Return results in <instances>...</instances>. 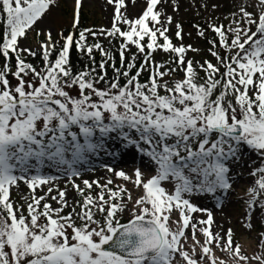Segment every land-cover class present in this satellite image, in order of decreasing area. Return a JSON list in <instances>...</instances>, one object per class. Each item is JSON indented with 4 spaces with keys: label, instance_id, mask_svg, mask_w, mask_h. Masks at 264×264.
<instances>
[{
    "label": "snow or ice",
    "instance_id": "obj_1",
    "mask_svg": "<svg viewBox=\"0 0 264 264\" xmlns=\"http://www.w3.org/2000/svg\"><path fill=\"white\" fill-rule=\"evenodd\" d=\"M107 3L114 4L113 24L99 35L121 40L118 60L101 43L87 42L86 33L98 35L92 29L78 37L61 32L59 40L50 30L36 31L59 0H0V264H216L214 249L225 246L247 262L239 257L233 230L214 233L211 211L194 221L192 214L206 210L186 197L227 199L232 165L254 153L261 163L250 173L258 178L248 190L245 226L251 230L253 216L264 212V0L234 4L226 25L212 22L215 16L206 26L193 25L201 38L214 34L207 51L215 63L188 58L200 49L183 44L182 23L157 10L161 0H146L135 19L122 11L125 0ZM171 6L179 12L178 3ZM82 7V0H74L73 29ZM201 7L211 16L221 5L204 0ZM173 25L179 45L169 35ZM32 33L43 37L35 50L23 44ZM73 49L87 57L82 70L74 69ZM158 52L172 59L158 63ZM27 57L39 58L43 66ZM177 72L182 77L173 79ZM125 152L147 158L154 174L148 178L136 168L133 178L111 162L102 166L140 189L139 198L122 185L114 190L111 178L104 183L83 178L95 170L93 158L115 160ZM61 177L65 187L54 188ZM165 182L175 185L174 192ZM20 183L31 190L27 215L10 200V190ZM69 184L80 197L75 204L67 199ZM66 208L71 211L64 215ZM260 236L264 247V233ZM253 260L264 264V255Z\"/></svg>",
    "mask_w": 264,
    "mask_h": 264
},
{
    "label": "rangeland",
    "instance_id": "obj_2",
    "mask_svg": "<svg viewBox=\"0 0 264 264\" xmlns=\"http://www.w3.org/2000/svg\"><path fill=\"white\" fill-rule=\"evenodd\" d=\"M212 2H217L221 5L220 9L213 13L211 16L208 11H205L201 5L204 3V0H168V9L164 11L166 15H173L175 17V20L177 22L182 23L183 27V44L185 45H192L195 48L200 49V53L198 55L193 54L191 52L188 53V58L194 59V60H212L214 63V58L210 56L208 53V48L210 47L207 38H201L197 35L195 30L192 27V23H200V22H208L209 20L212 19V16H215L216 19L212 22L214 23H223L227 24L228 21L224 19V17L228 14L229 11H235L234 4H239L241 0H209V3ZM251 2V0H250ZM83 7L81 10V16H80V22L79 24H82L84 20H87L88 26L93 28L98 35L100 29H105V30H110L113 24V17H114V4H109L111 6V14L105 15L99 12L96 8H93L90 6L89 2H84L82 0ZM162 3V1H161ZM173 3H178L179 4V12L174 13L172 11V4ZM108 4V3H107ZM125 9H122L123 12H125V15L128 16L129 19H135L139 18L140 15H142L143 11L141 14L138 12L135 15L130 14L131 7L129 6V3H126ZM163 8V7H162ZM159 10V9H158ZM161 11V10H159ZM140 12V11H139ZM139 14V16H138ZM56 16L60 17V21L58 24V27H56L52 22H50V17ZM138 16V17H137ZM75 17L74 13V0H59V6L55 7L52 9L51 14L48 15L42 23H40L36 27V31H51L52 35L55 39L59 40V33H64L67 35V33L71 30H74L72 28V23ZM163 19V17H162ZM45 22H48V26H45ZM51 24V25H50ZM123 28H127V25H124ZM175 31L174 25L171 26V30L169 35L172 37L173 42L177 45L181 43V41L177 40L175 36L173 35ZM191 33V35H189ZM104 43L105 46L111 47L112 46V40L104 35H99ZM43 39V37H36L35 33H32L29 38L26 41H23V44L25 47H32L34 50L37 46V43L39 40ZM59 46V45H57ZM132 49H135L134 47ZM172 59L171 54L163 53V52H158L155 54V60L158 63H163L166 61H169ZM202 75H204L203 72H200ZM183 75L182 72H177V74L174 75L173 79H179ZM14 82V81H13ZM107 156L101 155L99 159H96L93 164L96 166L94 171L91 172H84L83 173V178L89 179V180H96L99 179L101 183H104L107 179H113L114 183L110 187H112L114 190L117 189V186H124L131 192L132 196L134 198H139L141 195H143L142 191L140 189H137L134 184L131 182H125L117 177H114L112 173H108L106 169L102 166L104 162L102 159L106 158ZM134 159H137L135 161ZM261 161L259 158L254 154V153H245L243 154L240 162L238 164L234 163L232 165V171H231V176H232V183H233V189L230 192V194L227 195V199H223L222 197H214L211 194L205 195V194H200V193H193L191 196H188L186 198L190 199V202L193 203L195 206L200 207L201 209L206 210L207 214V209L203 206V204L207 208H211L214 205L213 209V216L215 218L218 217V219H222L224 222V227L222 231L224 234L227 232L229 228L233 230V239L236 237L242 245H250L253 246L255 245L256 241L254 237L258 235V231L254 230L251 232V237L246 238V235L244 234V230H241V227L237 226L236 219L239 218V216L244 212L246 208V203L242 201L241 199H248L250 197L248 190L250 188V184L246 182H242V178H249L251 179L252 184L254 185L255 179L258 177H253L250 173L253 171V169L257 168L260 166ZM113 167L115 168L116 171H125L128 175L132 176L134 178V171L136 168H141L142 171H144L145 176L150 178L151 175L154 174L153 169L151 166H147V158H141L139 154L135 153V158H129L125 159L122 161H116V163H112ZM47 173H50L52 175H57V173L53 172L50 169L45 170ZM79 182V180L77 181ZM66 184V179L64 177H61L60 179H57L56 181L53 182V187H59L63 189ZM162 186H164L170 193L174 192L175 190V185L172 182H165ZM68 196L67 199L70 204H75L76 201L80 200V197H78L75 193L74 190L71 189V185H68ZM47 192V187L41 190H37V193L39 195H44ZM53 195H56V192L52 193ZM217 199H223L222 207H217ZM10 200L16 204V205H23V211L25 215H27V203L31 202V190L27 188L26 185L23 183H20L19 187H13L10 190ZM240 201L239 205H235L233 201ZM47 202L51 203L52 206L58 207L59 205L55 202L49 199ZM232 203V211L229 212L225 209L226 203ZM236 207L238 208V213L235 210ZM220 208V210H219ZM80 209L77 207L76 211L78 212ZM69 211H71V208H66L64 210V215H66ZM218 211H224V213H217ZM203 212V211H201ZM229 212V213H227ZM178 220H179V214L178 212H174L173 214ZM127 215H124L122 217V222L127 221ZM41 222H44L43 219ZM77 223H80L79 220H77ZM230 224V227L227 226V224ZM228 227V228H227ZM257 227L260 229L264 228V221H260L257 223ZM190 233L189 231H186V235ZM191 234V233H190ZM188 236V235H187ZM189 237V236H188ZM188 241H192L191 237H189ZM224 254H226V250L223 251ZM206 264V262H205ZM216 264H220L219 262L216 261Z\"/></svg>",
    "mask_w": 264,
    "mask_h": 264
},
{
    "label": "bare ground",
    "instance_id": "obj_3",
    "mask_svg": "<svg viewBox=\"0 0 264 264\" xmlns=\"http://www.w3.org/2000/svg\"><path fill=\"white\" fill-rule=\"evenodd\" d=\"M161 1H162V3L157 6V10L159 9V10L164 12L169 7L168 0H161ZM84 2H89L91 7L96 8L102 14H105V15H108V16L111 14V6L109 4H107V0H84ZM125 2L129 3L128 7H131V10H130L131 11L130 12L131 15H135L137 12L139 14H141V12L143 10H145V8H146V0H125ZM139 14H138V16H139ZM49 19H50V22H52V24H54L56 27H58V24H59V21H60V17H56V16L52 17L51 16ZM48 24H49L48 22H45V26H48ZM131 157L135 158V153L134 152H125L122 156L117 157L115 160H111V158H109V157L103 158L102 160L104 162H111V163L115 162L116 163V161H122V160H125V159H129ZM95 160L96 159H93L92 162H94ZM134 160L137 161V159H134ZM241 181L249 183L250 187L253 186V184L251 182V179H249V178H242ZM250 198L251 197H248V199H246V200H244V199H241V200L246 203V201L249 200ZM239 202L236 201V200L233 201V203L235 205H237V206L239 205ZM203 206L208 211L213 212L214 205L211 208H207V205L205 206L204 204H203ZM231 207H232V203H230V202L226 203L225 209L227 211L231 212L232 211ZM219 210H220V208H219ZM235 210L238 213V208L237 207H236ZM245 210H246V208H245ZM245 210L239 216V218L236 219V223H237L238 227H241V230L242 229L244 230L243 232L246 235V238H250L251 237V232L254 231V230H257L258 231V235H256L254 237L256 243H255V245L253 244V246H250V245L245 246V245H242L240 243V241L236 237L233 239L234 244H238L239 245V249H238L239 257H247L248 258L247 262H245L243 259L237 258V250H235V249H233L231 247L225 246L226 254H224V252L222 250H220V249H214V253L216 255V261L219 262L220 264H257V262L255 260H253V257L256 256V255H264V247L261 246V236H260L261 233H264V228L260 229V228L257 227V223L258 222L264 221V212H257L253 216V218H252L253 227H252L251 230H249L245 226V222L243 220V217H244V214H245ZM229 212H227V213H229ZM217 213L218 214L219 213H224V211H222V212L218 211ZM192 215L194 217V221L207 219V214H206L205 211L199 212V213H194ZM173 219L178 220L174 215H173ZM227 226L230 227V224L228 223ZM201 227H204V226L197 224V229H199ZM223 227H224L223 220L222 219H218V217L215 218V216H213V225H212L213 232L217 233V234H224V232L222 231ZM186 231H189L191 233V234L190 233L187 234L189 237H191V235H192L191 227H189V229L186 230ZM197 239L201 243H203V241H204V237H203V235H201L199 233V231H197ZM191 247H192V241H188L186 248L190 249ZM197 252H199V247H197ZM206 264H207V262H206Z\"/></svg>",
    "mask_w": 264,
    "mask_h": 264
},
{
    "label": "trees",
    "instance_id": "obj_4",
    "mask_svg": "<svg viewBox=\"0 0 264 264\" xmlns=\"http://www.w3.org/2000/svg\"><path fill=\"white\" fill-rule=\"evenodd\" d=\"M194 24H200V25H202V26H206L207 22L192 23V27H193ZM84 29H90L89 26H88V22H87V20H84V22H83L82 24H80L75 30H71V31H69V32H74L75 35L78 37L79 31L84 30ZM193 29H194L195 32L197 33L196 28L193 27ZM2 30H3V29H2V26H1V27H0V32H2ZM69 32H68V33H69ZM86 35L88 36V40H87V42H88L89 44H91V43H95V42H99V43H101L105 49L111 50V51L113 52V54L116 56L117 60H118V58H119L118 48H119V44L121 43V40H119V39H113V43H114L113 46H111V47H106V46L103 44L102 39H101L98 35H97L96 37H92L91 35H89V34H87V33H86ZM206 36H207V40H210V39H214V38H215V37H214V34H213L211 31H208V32L206 33ZM58 48H59V46L57 47V49H58ZM132 52H136V49L131 50V51L128 53L129 57L131 56V53H132ZM95 56H96V60H97V61H99V60L101 59V56H100L99 52H96V53H95ZM54 57H55V54H54V56H53V59H54ZM27 59H28L30 62L34 63V65H36L38 68L43 66V65H42V62H41V60H40L39 58H35V59H34V58H32V57H28ZM141 59H142V57H139V58H138V63H139V61H140ZM71 62H72V64H73L75 70H82L83 67H84V65H85L86 63H88V60H87V57L82 56L79 52H77L75 49H73L72 52H71ZM147 75H148L147 73H144V74L142 75V80H146V79H147ZM109 76H110V77L112 76L111 69H109ZM200 76L203 77L204 75H202V74L200 73Z\"/></svg>",
    "mask_w": 264,
    "mask_h": 264
}]
</instances>
